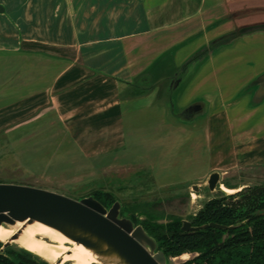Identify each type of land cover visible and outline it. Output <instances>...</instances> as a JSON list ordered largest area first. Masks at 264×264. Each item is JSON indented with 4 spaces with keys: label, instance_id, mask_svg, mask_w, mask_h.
Segmentation results:
<instances>
[{
    "label": "crops",
    "instance_id": "obj_1",
    "mask_svg": "<svg viewBox=\"0 0 264 264\" xmlns=\"http://www.w3.org/2000/svg\"><path fill=\"white\" fill-rule=\"evenodd\" d=\"M0 7V133L12 148L30 138L49 156L60 151L35 172L42 183L161 161L175 166L169 176L153 173L158 186L194 184L264 159V78L251 86L264 75V29L205 51L264 24V0H0ZM132 148L142 156L129 157ZM176 174L183 177L169 178Z\"/></svg>",
    "mask_w": 264,
    "mask_h": 264
},
{
    "label": "water",
    "instance_id": "obj_2",
    "mask_svg": "<svg viewBox=\"0 0 264 264\" xmlns=\"http://www.w3.org/2000/svg\"><path fill=\"white\" fill-rule=\"evenodd\" d=\"M262 29L264 24L248 26L213 40L210 46H214L207 53L210 54L214 47L228 42L235 35ZM198 58L202 59V56ZM262 78L264 75L251 86H256ZM219 180L217 171L208 176L206 183L210 191L215 190ZM191 188L198 190L196 184ZM120 209L119 200L106 208L92 195L74 199L44 188L0 182V226L12 227L22 221L40 222L89 249L98 257L97 264H167L168 260L158 249L156 241L140 224L136 225L131 218L121 216ZM207 226L229 228L214 222L192 226L190 221L182 220L181 229L195 231ZM20 232L16 230L8 241H0V252L10 246Z\"/></svg>",
    "mask_w": 264,
    "mask_h": 264
},
{
    "label": "trees",
    "instance_id": "obj_3",
    "mask_svg": "<svg viewBox=\"0 0 264 264\" xmlns=\"http://www.w3.org/2000/svg\"><path fill=\"white\" fill-rule=\"evenodd\" d=\"M240 189L209 199L188 220L192 226L214 222L229 228L207 226L195 231H183L181 218H164L139 199L122 201L112 191L100 189L86 196H94L106 208L119 200L121 216L140 224L167 260L188 253L191 256L180 264H264V184ZM0 264L47 263L25 249L7 246L0 252Z\"/></svg>",
    "mask_w": 264,
    "mask_h": 264
},
{
    "label": "rangeland",
    "instance_id": "obj_4",
    "mask_svg": "<svg viewBox=\"0 0 264 264\" xmlns=\"http://www.w3.org/2000/svg\"><path fill=\"white\" fill-rule=\"evenodd\" d=\"M206 47L207 46L203 47L201 50H204ZM205 51L208 52V49ZM201 55L202 54L197 53L195 56L198 58ZM166 72L170 73L171 71L166 70ZM177 92L178 91H175L172 94V99ZM5 135L6 134L3 132L0 133V182L44 188L74 199H79L85 197L87 194L95 193L94 191L98 189L109 190L120 197L122 201L133 202L135 199L141 200L149 206L148 209L151 211L153 210L157 214H162L164 218L172 215L182 220H189V218L197 213L203 204L211 198L229 194L239 188L243 189L247 186L264 184V159H262L255 163L243 165L236 171L234 170L220 176L219 184L213 191L209 190L206 181L194 183L198 186V190L191 188L193 184H190V181H180V183L168 184L166 187L158 186L160 184L154 180V176L156 175L153 173L160 168L161 175L169 176V170L175 166H171V164L163 165L160 163L161 161H155L153 166H114L100 172L98 178L93 177L92 179H85L82 182H68L63 186L49 185L39 181L40 177H36L37 173L35 172L42 169L41 167L44 162L59 159L60 151H58L56 155V151H54V154H50L49 156V154H47V149L42 148L40 145L34 146V141H30V138H26L23 141L19 140L12 148L7 142ZM38 139L39 136L36 140ZM226 150L227 155H229L230 153L228 152H231V148L228 147ZM134 151L135 153H133ZM141 151L143 152L144 150L141 148H132L128 156L136 158V155ZM129 157L127 159H130ZM226 159L229 160L230 155L227 156ZM156 163H158V165ZM180 177L183 176L176 174L174 176L171 175L169 178L177 180L180 179ZM36 178H39V180ZM221 182L227 183L230 187H227ZM10 246L16 251L23 249L14 241ZM33 255L36 260L51 264L44 258L34 253ZM190 256L191 254L184 253L177 257H170L168 258L167 264H180ZM61 264L73 263L67 260Z\"/></svg>",
    "mask_w": 264,
    "mask_h": 264
},
{
    "label": "bare ground",
    "instance_id": "obj_5",
    "mask_svg": "<svg viewBox=\"0 0 264 264\" xmlns=\"http://www.w3.org/2000/svg\"><path fill=\"white\" fill-rule=\"evenodd\" d=\"M16 230L21 232L14 242L51 264H61L67 260L73 264H94L99 261L98 257L83 245L40 222L22 221L12 227L0 226V241H8ZM59 261L61 262L58 263Z\"/></svg>",
    "mask_w": 264,
    "mask_h": 264
}]
</instances>
